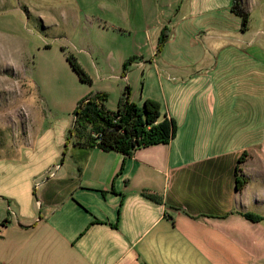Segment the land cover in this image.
I'll return each mask as SVG.
<instances>
[{
    "label": "crops",
    "instance_id": "obj_1",
    "mask_svg": "<svg viewBox=\"0 0 264 264\" xmlns=\"http://www.w3.org/2000/svg\"><path fill=\"white\" fill-rule=\"evenodd\" d=\"M113 3L122 19L91 15V29L102 38L125 35L130 41L115 48L95 41L105 48L99 47V59L78 54L92 85L80 81L61 50L82 86L74 110L82 98L101 92L107 108L116 111L130 87V102H160L162 113L177 123L176 137L125 160L87 146L85 139L70 141L65 150L53 147L47 170L39 169L45 147L25 139L36 150L37 170L24 174L26 189L0 192V225L7 220L0 227V264L263 259L264 220L244 214L264 217V15L255 29L253 2L240 0L250 13L242 32L234 0ZM164 28L169 40L156 54ZM51 48L48 42L38 51ZM130 57L137 59L124 74ZM137 70L142 88L130 85V72ZM242 157L247 183L238 191L235 172ZM96 219L102 223L94 224Z\"/></svg>",
    "mask_w": 264,
    "mask_h": 264
},
{
    "label": "rangeland",
    "instance_id": "obj_2",
    "mask_svg": "<svg viewBox=\"0 0 264 264\" xmlns=\"http://www.w3.org/2000/svg\"><path fill=\"white\" fill-rule=\"evenodd\" d=\"M251 1L257 29L264 0ZM91 15L122 19L113 0H0V192L26 189L24 174L37 170L32 157L36 150L25 139L39 140L45 147L39 168L44 170L50 166L53 147L62 145L65 150L76 140L70 111L82 86L68 68L62 47L77 58L79 54L99 59L101 44L96 42L115 48L130 41L125 35L102 38L91 29ZM48 42L52 48L39 52ZM143 82L141 71L130 72V85L142 88ZM3 213L0 206V222ZM248 264H264V257Z\"/></svg>",
    "mask_w": 264,
    "mask_h": 264
},
{
    "label": "trees",
    "instance_id": "obj_3",
    "mask_svg": "<svg viewBox=\"0 0 264 264\" xmlns=\"http://www.w3.org/2000/svg\"><path fill=\"white\" fill-rule=\"evenodd\" d=\"M239 2L240 0H234L232 12L242 19L241 31L246 32L249 28L250 13ZM168 40L169 33L167 28H164L156 54L163 50ZM61 50L80 81L92 85L93 78L84 70L77 57L65 47ZM136 59L130 57L124 63V74ZM130 92V87H126L124 98L116 111L107 108L108 96L105 93L97 92L82 98L72 113L71 132L75 136V141L85 139L87 146H96L104 152H118L123 155L124 160L132 157L139 149L170 144L177 134L176 121L162 113L161 104L157 100L148 98L142 106L130 102ZM244 157L240 158L235 172L238 191L247 183L240 169ZM244 217L253 222L264 220V217L254 213H245ZM6 223L7 220L3 221L0 227ZM93 223L102 222L96 219Z\"/></svg>",
    "mask_w": 264,
    "mask_h": 264
},
{
    "label": "bare ground",
    "instance_id": "obj_4",
    "mask_svg": "<svg viewBox=\"0 0 264 264\" xmlns=\"http://www.w3.org/2000/svg\"><path fill=\"white\" fill-rule=\"evenodd\" d=\"M2 50V49H1Z\"/></svg>",
    "mask_w": 264,
    "mask_h": 264
}]
</instances>
